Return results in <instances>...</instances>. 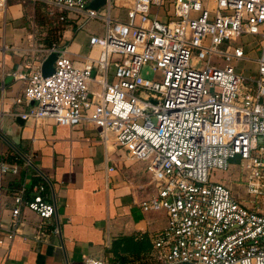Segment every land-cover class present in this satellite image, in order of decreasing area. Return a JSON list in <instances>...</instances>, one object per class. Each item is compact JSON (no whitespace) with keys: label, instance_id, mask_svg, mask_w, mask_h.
<instances>
[{"label":"built area","instance_id":"built-area-1","mask_svg":"<svg viewBox=\"0 0 264 264\" xmlns=\"http://www.w3.org/2000/svg\"><path fill=\"white\" fill-rule=\"evenodd\" d=\"M23 1L33 19L40 5L76 29L91 18L106 29L89 35L97 53L81 66L62 40H52L28 70L14 72L26 81L16 98L29 105L22 118L89 122L104 145L122 149L121 159L144 162L154 191L140 206L166 214L152 240L158 264H264V0H170L167 18L159 15L167 0H105L97 7L91 0ZM6 4L0 0V13ZM242 35L258 49L252 75L235 69L249 58L244 45L220 47ZM53 51L54 69L43 75L41 62ZM144 65L158 75L143 77ZM33 157L28 152L19 164L0 155V193L4 175L32 168ZM234 157L238 170L229 185L223 179ZM12 199L9 236L26 208L42 221L56 211L42 181L30 193L20 181ZM84 264L105 261L88 255Z\"/></svg>","mask_w":264,"mask_h":264},{"label":"crops","instance_id":"crops-1","mask_svg":"<svg viewBox=\"0 0 264 264\" xmlns=\"http://www.w3.org/2000/svg\"><path fill=\"white\" fill-rule=\"evenodd\" d=\"M35 21L32 6L23 0H7L0 13V155L19 164L28 152L34 156L32 168L7 173L2 181L0 264H84L88 255L105 264H154L152 240L165 225L166 214L140 206L154 191L144 162L121 159L122 149L104 145L89 122L69 126L45 119L34 124L21 116L29 105L16 98L26 81L14 72L28 70L40 56L37 49L45 45ZM89 35L64 30L62 42L77 65L97 53ZM256 56L249 49L253 74ZM20 181L29 193L33 183L44 182L56 211L42 221L26 208L18 230L9 236L12 192Z\"/></svg>","mask_w":264,"mask_h":264},{"label":"rangeland","instance_id":"rangeland-1","mask_svg":"<svg viewBox=\"0 0 264 264\" xmlns=\"http://www.w3.org/2000/svg\"><path fill=\"white\" fill-rule=\"evenodd\" d=\"M204 3H207L208 0H203ZM173 4L170 0H167V3L164 6H162L159 10V15H163L165 16V18H167L169 15L173 14ZM111 13L114 15H119V19L126 21V13L124 12V10L122 8L119 7H113L111 9ZM36 26H38L39 28H41L43 30V32L45 31V33L42 34V36L44 37V43L48 44V42L50 40H62L63 38L59 37L57 34L58 32L56 31V33L54 34H50V33H46V31H50L51 27L55 26V28H61V29H68V25L64 24V23H56V22H51L52 25H49V23H47V20L43 21L41 20H36ZM41 24H43L41 26ZM50 28V29H48ZM105 29H106V24L103 22V20L98 19V18H91V19H87L84 24L77 30H83L84 32H87L89 34L95 33L97 35H104L105 34ZM53 30V28H52ZM61 38V39H60ZM248 39V35H242V36H235L232 37L228 42H225L224 44H222L220 47L223 49H226L227 46L230 44L231 46L233 45H244L246 47V50L248 51L251 48V44H249L247 42ZM252 49V48H251ZM254 51V49H252ZM258 52V49L256 50ZM235 69L237 72L240 73H244L246 75H251L253 74L252 69L249 70L248 68V60L247 59H243L238 61L237 63H235ZM141 75L143 77L146 78H153L154 76L158 75V72L153 70L150 66L148 65H144L141 68ZM246 85H253V83L250 80H246L245 82ZM238 159L236 157L234 158H230L229 162L234 164V168H229L228 171V177H226L228 179V181L226 183H228L229 185H234V180L232 178L235 177L236 175V171L238 170V165L237 162ZM226 174V173H225Z\"/></svg>","mask_w":264,"mask_h":264},{"label":"trees","instance_id":"trees-1","mask_svg":"<svg viewBox=\"0 0 264 264\" xmlns=\"http://www.w3.org/2000/svg\"><path fill=\"white\" fill-rule=\"evenodd\" d=\"M37 19L38 20L42 19L43 21L47 20V23H49V25H52L51 22H53V23L56 22V23H64L65 25L67 24L69 26L68 29H71V28L74 29L75 28V26L73 24H70L68 21H58V20H55L54 18L49 17L47 15V13L45 12V10H43V8L40 5H35V20H37ZM42 25L43 24H41V26ZM52 28H53V30H52ZM48 29H50V28H48ZM64 30H65L64 28L63 29H61L59 27L55 28V26H53V27H51V30L50 31H46V33L54 34L57 31L58 32L57 35L62 38ZM44 33H45V31H44ZM122 240H124V243L126 242L125 239H122ZM116 243H118V241H116ZM112 249L115 252L117 250V246L115 247V244H113L112 245ZM115 253L117 255V252H115ZM153 261L155 262L154 264H158L154 258H153ZM119 263L121 264V260H119Z\"/></svg>","mask_w":264,"mask_h":264},{"label":"water","instance_id":"water-1","mask_svg":"<svg viewBox=\"0 0 264 264\" xmlns=\"http://www.w3.org/2000/svg\"><path fill=\"white\" fill-rule=\"evenodd\" d=\"M104 1L105 0H91L89 2V5L92 7H97L99 4H103ZM55 57H56V52L53 51L47 54L45 58L42 60L41 72L43 75H48L53 71L54 69L53 62H54ZM17 120L22 121V119H20L19 116L17 117Z\"/></svg>","mask_w":264,"mask_h":264}]
</instances>
